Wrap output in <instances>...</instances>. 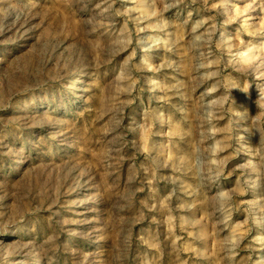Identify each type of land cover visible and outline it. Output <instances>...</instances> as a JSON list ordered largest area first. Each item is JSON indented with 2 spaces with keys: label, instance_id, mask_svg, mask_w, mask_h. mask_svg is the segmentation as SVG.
<instances>
[{
  "label": "rangeland",
  "instance_id": "374dc122",
  "mask_svg": "<svg viewBox=\"0 0 264 264\" xmlns=\"http://www.w3.org/2000/svg\"><path fill=\"white\" fill-rule=\"evenodd\" d=\"M0 264H264V0H0Z\"/></svg>",
  "mask_w": 264,
  "mask_h": 264
}]
</instances>
